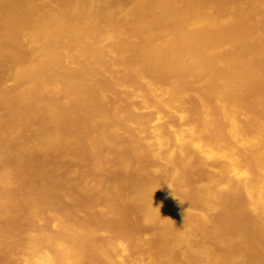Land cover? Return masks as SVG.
Wrapping results in <instances>:
<instances>
[{"label": "bare ground", "instance_id": "obj_1", "mask_svg": "<svg viewBox=\"0 0 264 264\" xmlns=\"http://www.w3.org/2000/svg\"><path fill=\"white\" fill-rule=\"evenodd\" d=\"M6 62L0 125L37 130L0 169L16 264H264V0H0ZM76 149L135 172L119 182L153 242L57 209L39 171L23 186L26 155ZM85 186L111 218L114 184Z\"/></svg>", "mask_w": 264, "mask_h": 264}, {"label": "rangeland", "instance_id": "obj_2", "mask_svg": "<svg viewBox=\"0 0 264 264\" xmlns=\"http://www.w3.org/2000/svg\"><path fill=\"white\" fill-rule=\"evenodd\" d=\"M10 77L11 63L6 62L0 65V91L3 87L13 86ZM131 103L136 105L139 104V101L132 100ZM5 114V104L0 100V117ZM21 138L30 141L36 140V120L33 117L25 119L20 125H14L10 122L0 125V150L10 152V154L0 158V169L3 166H15L16 161L13 152L18 148ZM74 153L75 158L72 162L63 158L61 153L52 150L29 153L18 167L23 186H31L34 181V174L39 171L47 182L48 202L57 209L71 212L75 220L89 219L95 224L108 223L130 239L140 237L146 242H153L151 228L141 221L139 210L125 199L129 190L127 185L119 182L122 178L131 176L135 172H123L114 164L113 158L105 156L102 157V160L106 161L107 164L109 163L112 169L100 171L92 160L87 165L84 163V160L88 158L84 152L76 149ZM87 181L114 184L108 195L115 207V214L111 218L106 219L96 213V209L102 205V198L95 191L88 192L85 186ZM65 195L69 196V199H65ZM27 223V216L21 214L16 218L13 225L16 227ZM3 233L12 239L20 240L23 238L19 233L8 232L5 229L4 221L0 219V235ZM178 251H181V247L178 248ZM0 264H16V259L7 256L0 248Z\"/></svg>", "mask_w": 264, "mask_h": 264}]
</instances>
